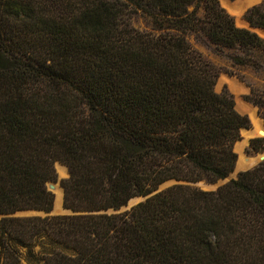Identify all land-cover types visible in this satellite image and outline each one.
<instances>
[{
	"label": "trees",
	"instance_id": "1",
	"mask_svg": "<svg viewBox=\"0 0 264 264\" xmlns=\"http://www.w3.org/2000/svg\"><path fill=\"white\" fill-rule=\"evenodd\" d=\"M245 19L264 32V2ZM196 34L264 72L220 0H0V264H264V161L197 187L235 172L251 121ZM245 99L264 118V89ZM59 162L74 214L17 216L53 211Z\"/></svg>",
	"mask_w": 264,
	"mask_h": 264
},
{
	"label": "rangeland",
	"instance_id": "2",
	"mask_svg": "<svg viewBox=\"0 0 264 264\" xmlns=\"http://www.w3.org/2000/svg\"><path fill=\"white\" fill-rule=\"evenodd\" d=\"M229 1V0H228ZM231 3L234 5L241 4V8L244 10L243 14L240 16L238 12H235L232 14L230 10L224 6L222 3V0H220V5L233 17L236 19V23L239 27L242 28H248L250 23L245 19V16L247 12L253 8L256 5H259L264 2V0H246L245 2L241 0H230ZM250 3V5H248ZM132 25L141 31H152L153 29V22L152 20L142 14L134 15L132 18ZM261 37L264 38V33H259ZM191 44L196 48L198 51H200L207 60H209L213 65L217 67V69L220 71V77L218 79V83L216 86V90L219 93H222L224 90L229 91L230 94L233 95L234 100L236 102V108L237 110L244 116H247L251 121V128L248 129L249 131H252L254 129V124L252 122V118L248 114V112L245 109V105L249 104L256 110V115L259 118L258 121L262 123L264 122V118H262L260 114V110L257 106L254 104L247 102L245 97L250 95L252 92V87L256 89H264V72L258 73L254 69L250 67H239L232 63L230 59V52L221 50L217 48L215 45L211 44L207 39H205L201 35H193L190 38ZM264 136H258V137H252L248 140V143L244 146L242 144L247 141V137L244 133H242V140L239 141L236 144V151L239 155V162L242 155H245L248 159H254L256 162L252 165H250L248 168L240 169L239 164L237 167L236 174L244 171L251 170L258 166L262 160V156L264 155V152L262 153H255L251 150V141L255 138H263ZM58 164H61L60 162L56 164V168ZM59 171H57L58 173ZM69 178V177H68ZM67 177H61L60 173H58V181L57 185H59V188L62 189L61 183L63 180L68 179ZM174 185L173 183H169L165 185L163 188H168L169 186ZM225 184H222L221 182L217 184H209L206 182H201L197 184V187L201 188L204 191H217L221 186ZM50 188V186H49ZM51 190V189H50ZM52 191V190H51ZM53 192V191H52ZM56 195V204H55V211L54 215H68L65 206H64V194H63V204L60 208H57V199H58V193L53 192ZM142 201H144L142 198H137L133 200L130 203V206L128 210H131V208L135 207L136 205L140 204ZM123 211V212H125ZM17 216H25L22 214H18Z\"/></svg>",
	"mask_w": 264,
	"mask_h": 264
},
{
	"label": "bare ground",
	"instance_id": "3",
	"mask_svg": "<svg viewBox=\"0 0 264 264\" xmlns=\"http://www.w3.org/2000/svg\"><path fill=\"white\" fill-rule=\"evenodd\" d=\"M243 2H245L246 0H241ZM255 1V0H254ZM232 1H228V0H222V3L224 4V6H226L230 12H232V14H234L235 12H238L240 14V16L243 14L244 10L241 8V4H238L237 6L231 3ZM248 5H250V3H248ZM257 32L259 33H264L262 30H257ZM245 109L248 112V114L250 115V117L252 118V122L254 124V129L252 131H249L247 129L243 130L242 133H244L247 137V141H245L242 146L246 145L248 143V140L252 137H258V136H264V122L262 121V123H260L258 121V117L256 115V110L250 106L249 104L245 105ZM237 152V151H236ZM256 162V160L254 159H248L245 157V155L241 156L240 162H239V167L240 169H244V168H248L250 165L254 164ZM57 171H59L58 173H60L61 177H70V173H69V169L67 166L63 165V164H58L57 166ZM50 189L55 192L58 193V199H57V208H60L61 205L63 204V190L59 188V185L57 184H49Z\"/></svg>",
	"mask_w": 264,
	"mask_h": 264
},
{
	"label": "water",
	"instance_id": "4",
	"mask_svg": "<svg viewBox=\"0 0 264 264\" xmlns=\"http://www.w3.org/2000/svg\"><path fill=\"white\" fill-rule=\"evenodd\" d=\"M249 29H251V30H253V31L258 30V29H254V28H252L251 25H249ZM247 130H248V129H247ZM237 154H238V153H237ZM238 156H239V155H238ZM262 160L264 161V155L262 156ZM61 164H62V163H61ZM238 164H239V159H238V163H237V166H236V170H235V172L232 173L227 179H225V180H221V181H219V182H221L222 184H225V185H226V184H228L230 181L238 179L239 173L236 174ZM240 173H241V172H240ZM219 182H218V183H219ZM169 183L176 184L177 182H176V181H171V182L166 183L165 185H167V184H169ZM49 184H56V183H49ZM165 185H163V186L160 188L159 191L164 190L163 187H164ZM61 186H62V185H61ZM223 186H224V185H223ZM48 187H49V185H48ZM169 187H170V186H169ZM221 187H222V186H221ZM49 189H50V188H49ZM165 189H166V188H165ZM62 190H63L64 195H65V190H64L63 187H62ZM50 191H51V190H50ZM55 197H56V195H55ZM150 197H151V196L146 197V198L142 197V199H143L144 201H146V200L149 199ZM144 201H142V202H144ZM55 204H56V201H55ZM129 206H130V205H129ZM129 206H126V207L122 208L120 212H123V211H125V210L130 209ZM131 209H132V208H131ZM54 211H55V206H54V209H53V211H52L51 213H47V212H45V211H27V212L20 213V214L25 215V216H27V217H30V216H41V217H47V216H54ZM67 212H68L69 214H74L73 211H69V210H67ZM2 218H3V216H0V220H1Z\"/></svg>",
	"mask_w": 264,
	"mask_h": 264
}]
</instances>
